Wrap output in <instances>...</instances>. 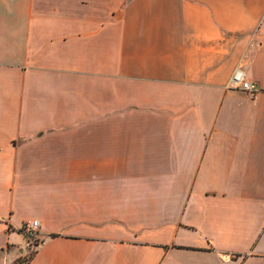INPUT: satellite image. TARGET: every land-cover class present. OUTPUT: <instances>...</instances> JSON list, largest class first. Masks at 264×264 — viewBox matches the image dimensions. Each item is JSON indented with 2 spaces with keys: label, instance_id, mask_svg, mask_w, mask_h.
Segmentation results:
<instances>
[{
  "label": "crops",
  "instance_id": "crops-1",
  "mask_svg": "<svg viewBox=\"0 0 264 264\" xmlns=\"http://www.w3.org/2000/svg\"><path fill=\"white\" fill-rule=\"evenodd\" d=\"M29 249L264 264V0H0V264Z\"/></svg>",
  "mask_w": 264,
  "mask_h": 264
},
{
  "label": "built area",
  "instance_id": "built-area-1",
  "mask_svg": "<svg viewBox=\"0 0 264 264\" xmlns=\"http://www.w3.org/2000/svg\"><path fill=\"white\" fill-rule=\"evenodd\" d=\"M226 87L229 89H240L248 93H256L259 91L258 86L247 79L241 67L235 69ZM38 225V220L28 221L23 224L22 230L28 237L33 238L36 236Z\"/></svg>",
  "mask_w": 264,
  "mask_h": 264
},
{
  "label": "rangeland",
  "instance_id": "rangeland-1",
  "mask_svg": "<svg viewBox=\"0 0 264 264\" xmlns=\"http://www.w3.org/2000/svg\"><path fill=\"white\" fill-rule=\"evenodd\" d=\"M32 238V237H31ZM34 238V237H33ZM33 240V239H32ZM31 240V241H32ZM34 253V250L29 249V251L26 253V255L24 256V259L22 260V262H20V264H22L24 261H26L27 259H29Z\"/></svg>",
  "mask_w": 264,
  "mask_h": 264
},
{
  "label": "trees",
  "instance_id": "trees-1",
  "mask_svg": "<svg viewBox=\"0 0 264 264\" xmlns=\"http://www.w3.org/2000/svg\"><path fill=\"white\" fill-rule=\"evenodd\" d=\"M21 231H23V230L21 229ZM31 257H32V256H31ZM31 257H30V258H31ZM30 258H29V259H30ZM29 259H27L26 262H27Z\"/></svg>",
  "mask_w": 264,
  "mask_h": 264
}]
</instances>
